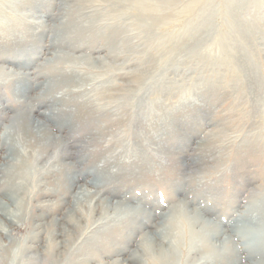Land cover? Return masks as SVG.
Masks as SVG:
<instances>
[{
  "label": "rangeland",
  "instance_id": "374dc122",
  "mask_svg": "<svg viewBox=\"0 0 264 264\" xmlns=\"http://www.w3.org/2000/svg\"><path fill=\"white\" fill-rule=\"evenodd\" d=\"M61 1L51 0L53 6L47 13L36 3L25 6L30 7L28 11L33 12L34 17L40 15L43 19L42 25L36 27L26 23L14 25L12 11L0 0V75L11 70L25 73L26 83L30 84L29 94L35 97L34 108L46 111L55 106L58 111L62 110L56 114L60 121L47 120V123L49 131L57 134L68 148V153L64 154L57 139L54 147L46 150L47 154L54 155V167L51 159L46 162L45 158L39 159L36 167V156L28 155L26 161L32 162V170L27 184L23 182L25 190L21 194L27 195L22 205L26 212L23 217L31 226L38 223L37 215L45 209L61 217L64 225L68 218L71 222L75 217H82L77 219L75 227L54 226L64 234L63 247L59 250L52 249L48 237L52 227L44 222H48L50 216L44 219L39 227V233L44 229L43 241L35 244L37 250L29 247L25 251L23 256L27 260L23 264H67L64 256L71 254L76 261L86 257L88 252L106 255L105 263L100 258L88 264H117L121 256L114 254L117 248L114 246L126 245L128 253L142 248L147 231L159 233V221L177 229L179 240L172 246L176 248L172 264H194L192 260L201 251L208 254L204 235L210 234L214 226L225 229L219 238L213 239L217 244L221 240L226 244L228 236L231 237L229 245L236 250L238 264H264V224L258 225L259 221H264V0H234L240 12V25H254L248 31L252 33L250 39L242 40L250 51V58L243 61L253 66L250 75L258 78L257 82H242L238 88H232L228 82L231 74H242L241 61L232 53H223L222 36L228 32L229 16L225 0H200L214 9L209 19L201 17L205 23L197 20L200 15L197 7L191 12L183 10L192 0H174L169 14L163 16L162 29L156 30L157 35L153 36L167 41L166 47L158 51L149 48V36L140 33L137 14L131 17L124 8L118 13L126 14L117 17L114 7L106 1L87 2L80 19L92 20L96 28L82 29L85 35L69 50L74 60L51 63L48 60L54 57L55 48V43L51 44L52 35L65 33L62 29L65 25H59L61 16L66 14L60 11ZM17 14L23 16L20 11ZM74 17L69 13L66 20H62L69 24ZM113 27H117V32L111 34ZM39 33L44 34L41 47L36 45ZM168 34L171 39L167 38ZM111 35H116L114 38L123 44L118 54L110 52ZM20 48L24 51L17 50ZM28 57V64H20ZM221 59L223 64L218 63ZM68 65L74 67L73 74L79 80L72 85L68 83L67 73H61ZM14 80L6 85L0 79V107H5V110L0 109V146L8 131H11L9 142L11 134L22 125L15 117L25 108L19 106L24 96L20 99L15 95L13 85L17 81ZM8 142L2 144L6 151ZM32 147L36 149L35 145L30 149ZM63 161L71 163L72 170L57 172L56 168ZM70 171L79 174L77 185L86 181L89 189L100 191L96 197L100 205L118 203L119 210H139L136 215L141 224L131 219L135 214L127 212L104 226L99 227L95 222V229L89 232L84 228H92L91 219L85 218L90 215L96 221L99 209L91 213L82 207V215L78 210L72 217L62 216L72 207L73 196L64 192L46 195L43 187H56L69 177ZM37 181L43 183L38 193ZM6 201L8 204V199ZM85 204L89 205L88 200ZM14 209L15 206H10V211L15 213ZM114 212L109 207L105 214L111 216ZM142 214H152L157 222L151 224ZM190 217L194 228L191 234ZM198 220L200 224H196ZM18 224L16 221L14 226ZM244 228L247 233L256 234L254 244L243 243L245 237H238ZM26 233L31 231L15 230L1 242L5 244L13 239L21 246ZM167 233H171L170 228ZM190 237L200 243L199 254L188 252ZM155 238L158 240V235ZM69 239L72 244L68 243ZM154 244L145 253L141 252L144 264H161L157 259L161 251L163 257H167L168 251ZM26 245H34V242L28 241ZM232 252V248L225 251L223 264H230L227 260L231 259Z\"/></svg>",
  "mask_w": 264,
  "mask_h": 264
},
{
  "label": "bare ground",
  "instance_id": "6f19581e",
  "mask_svg": "<svg viewBox=\"0 0 264 264\" xmlns=\"http://www.w3.org/2000/svg\"><path fill=\"white\" fill-rule=\"evenodd\" d=\"M4 1H5V3L2 2L1 4H3L5 8H9L12 11L11 14L14 15V18H15L14 25H16V26L19 25V23L20 24L26 23V24L31 25V26L36 25V27H40L43 23V21H42L43 19H40V17H39L40 15L37 14L38 17H34L35 16V15H33L34 13L28 11L30 7L25 8V6L26 7L29 5L31 6L32 3H36V4H38V6H40L39 8H41V11L46 12V13L49 11V8L50 7L52 8V6H53L52 5L53 3L51 4V0H4ZM90 1H97V0H62L61 1L60 5H59L60 11H61V13L66 12L67 15L65 14V16H61L60 21H59L60 22L59 25H60V27H62L61 23H63V26L65 25L64 28H62L65 30V33L56 32L55 35H52L51 44L55 43L54 44L55 48H54L53 53H52V55L54 54V57H50L48 62H51V63L61 62L62 63V62H66L67 60H74L73 59L74 57L70 53L69 50L77 45L78 41H76V40H79L80 37H83L85 35V32L82 29H84V28H86V29L91 28L92 29L94 27L96 28V26H97L96 23H94L90 19H85V20L80 19L81 18L80 13H82V11H83L82 10L83 5H85L87 2H90ZM103 1H106L107 3H109V5H112L110 7H112V8L114 7V10L116 11L115 16H117V17H120L123 14H126L124 11H123V14L118 13L119 11L123 10L124 8L128 9L131 17L136 16V14L138 15V20L140 23L139 30H140L141 34L144 33V34H147L149 36V41H150V42H148L149 48H152V49L158 51V49L161 50V48L166 47L167 41L166 42L162 41L160 38L158 39L156 36L153 38V36L157 35L158 31H156V30L162 29L163 20H164L163 16H167L169 14V12L171 11V9L174 5V0H103ZM192 1H190L191 3L188 2L187 4H185L183 7V10H186L187 12H191V11H193L194 7H197L196 10L200 14L199 15L200 19L198 18L197 20L201 23H203V22L205 23V20L202 21L201 17H203V19H204L205 16H207L209 19L212 16V12L214 11V9L211 10L210 5H209V7H207V5H208L207 3H206L207 5H205V3L203 5L200 2V0H194L193 3H192ZM229 1L230 0H225V2H224L226 4V8H227V6L229 7V11H228L229 16L226 20V26L228 27L227 28L228 32L222 36L223 37L222 38L223 39V46H224L223 47V51H224L223 53H225V54L227 52L232 53L236 60L241 61V65L243 67L242 74H238V73L231 74L230 78H229V82H228L232 88H238L240 83H242V82H245V81H248V83H250L251 81L257 82L256 79H258V78H254L255 77L254 74L250 75V73H251L250 71L252 70L253 66L249 65L248 63H245L243 61L244 59L250 58V54H249L250 51H249V48H247L245 46V44H243L242 40L243 39L244 40L250 39L249 37L251 36L252 33H248V31H249V29H253L254 25L252 26V25L248 24L245 26H241L240 23L242 21L239 18L238 13H240V12H239V8L236 6V1H234V0H233V2L232 1L229 2ZM213 4L214 3H212V6H213ZM39 8H38V10H40ZM21 10H24V12H21ZM19 11H20V13H22L23 16H21L20 14H17ZM94 12H96V11L94 10ZM0 13H1V8H0ZM69 13L71 15L73 14L75 17L68 24L67 22H64V21L66 20L65 17L68 16ZM67 19H69V18H67ZM87 23H89V26ZM101 23H103V22H101ZM116 28L113 27L114 31L111 32V34H114L117 32ZM31 31H28L29 34L31 33ZM32 32H34V31H32ZM120 32H122V31H120ZM169 34H168L167 38L171 39ZM38 36H39V39L37 40L36 45L38 47H41L42 46L41 40L44 37V34L39 33ZM115 36L111 35V37H109L110 42H109L108 46H109L110 52L112 54L113 53H115V54L120 53V51H122V48H123V44L119 43V41H117L114 38ZM26 37H29V35ZM56 40H57V42H56ZM36 45H34V47ZM132 46H133V44H132ZM34 47L30 46L29 48L33 49ZM65 48H67V49H65ZM17 50H19L20 52L24 51L21 48L17 49ZM11 57L16 59L15 56H11ZM5 58L7 60H10L8 56H6ZM223 59L218 61V63L223 64ZM25 62H27V64L30 62L29 57L26 58V60L24 62H20V64L25 63ZM74 72H75L74 67L72 65H68V67L66 69H62V72H61V73H67V77H70V81L68 82L70 85L77 83L79 81L78 77H76L73 74ZM215 72H216V70H215ZM27 78L28 77L25 73H22L19 71L14 72L12 70L10 72L6 71L5 73L0 75V79H3L4 80L3 82L6 85L11 83L10 80L15 79L14 81L15 82L17 81V84H14L15 82L13 81V84H14L13 87H14V90L16 91L15 95L20 99H21V96H24V98H22V100H19V106L25 107L23 109V111H20L19 113H17V116L15 117V119L19 120V123L22 124L21 128L18 127L17 130H15L14 133L11 134L12 137L10 138L9 142L7 141L8 140L7 138L9 136V134L11 133V131H8L6 134L7 137H5V139L3 140V142L1 143V146H0V264H23L24 261L27 260V258H24V256H23L25 251L29 247H32V248L34 247V250L35 249L37 250V248H36L37 245H35V244L36 243H39V244L42 243V241H43L42 240V233L44 231V229L42 228V230H40L42 232L39 233V227L43 225L42 221L44 219H46L47 217L50 216L49 217L50 220L48 222L47 221H44V222H46V226L52 227V231L50 232V235L48 237L51 239V240L50 239L49 240L51 241L53 250H55V249L59 250L61 247H63L64 239H61V237H63L64 234H61V229H64L65 226L67 227L68 225H70V226L76 225L77 219L79 220L80 218H82L81 216L77 217V219L75 217V219H73L71 222L69 221V218H68V221H66V225H64L65 223L60 221L61 217H56V215L54 214L55 212L52 213L49 209H45L43 212H41L37 215V219H39L37 224L31 226L28 224V222H25V219H24L25 216L24 215H26V212H25V210L22 209V205L27 200H25L26 194H21V193L24 192V190H25L23 188V182L27 184V180L31 176L30 174H31V170H32V168H31L32 162L26 161V160H28L27 159L28 155H31V157H34L33 155L36 156L35 166L39 164L38 161H39V159L42 160V158H45L46 162H48L49 159H51L50 162L52 163V159H54V155L51 153L47 154L46 150L48 148L50 149L51 147H54V144H55L54 140H57V139L59 141V146L60 147L62 146V148H64V150H65L64 154H66L65 153L66 151L68 153V148H67V146H65L66 144L63 141H60L61 139L58 137L57 134H54V133L49 131V129H48L49 124L47 123V120H55V121L59 120L60 121V119H58V117H56V114L61 113L62 110H59V111H61V112H59L57 109L58 107L56 108L55 106H50L46 111L45 110L40 111V110H38V108L37 109L34 108L33 100L35 99V97H33L34 95L32 93H31L32 95L29 94L30 84L26 83ZM254 88H256V86ZM67 91L70 92L71 90H67ZM186 91H187V89H186ZM0 109L5 110V107L2 105L0 107ZM25 118H26V120H25ZM20 120H22V121H20ZM19 126H20V124H19ZM60 127L63 128L64 126L60 125ZM23 128L27 129L26 133L19 130V129H23ZM27 136H29L31 139L30 138L28 139ZM7 142L9 144L7 146L8 150L6 151L5 148L2 146V144L5 145ZM38 144H40V145L38 146ZM31 145H35L36 149H35V147H32L30 149ZM57 147H58V144H57ZM9 149H10V152H9ZM57 150H58V148H57ZM66 157H67V155H66ZM54 166L52 163V167H54ZM72 168H73V166L71 165V163H64V161H63L59 165V167L56 168V171L59 172L61 169L72 170ZM78 175L74 174V172L70 171V173L68 175L69 177H67L63 181H61L57 185L58 187L57 186L56 187H53V186H51V187H45L44 186L43 187L42 186L43 183L40 181H37V183L35 184V187H37L36 193H38V191H40L39 189H41V187H43L44 189H46V195L49 193L51 194V193H60V192L69 193L70 195H72L73 196L72 207L70 206V209H68L69 211L64 212L62 214V216L70 215L72 217V214H76L78 210H79V214L82 215V214H84L82 211V207L86 208L91 213H93L95 210L97 212V210L99 209V217H97L96 221L93 220L94 218L92 216H90L89 214H88L89 216L87 215L88 217L85 218L86 220H88L89 218L91 219L92 228L90 229L91 226L89 228H87V227L84 228V230L88 229L89 232L93 231L95 229V226H94L95 222H96L97 226L99 225V227L104 226L105 224L109 223L113 219L118 220L121 215L125 216V214L127 212H132V214H135L134 216H130L131 219L132 218L134 220L136 219V222L141 224V221H138V219H137L136 213H138L139 210H137L136 208L133 210L127 209L125 211H122V210H119L120 209L119 207H118L119 209L117 208L118 203L114 206H111V205H104L103 206L102 204L100 205V203H97L96 197L100 193V191L94 190V189L93 190L89 189V186L87 187L86 181H85V184L77 185L79 182ZM95 183L93 182V184H95ZM7 188H10V191H7L6 190ZM16 191H18V193ZM62 198H64V197H62ZM2 199H4V200L2 201ZM6 199H8V201H9L8 204L6 203L7 202ZM94 199H95V201H94V203L92 202L93 203L92 204L91 201ZM87 200H88L89 205L86 206L85 201H87ZM69 202L70 201H67L66 203H69ZM62 203H64V202L62 201ZM10 206H13V207L15 206V209H14L16 211L15 213L13 211H10ZM46 206H47V204H46ZM109 207L115 211L114 214L111 216L105 214V212H107ZM86 214H87V212H86ZM151 215L152 214H147L145 216L142 214L141 216L149 219L148 221H150L151 224L152 223L154 224L155 222H157V219H155ZM16 221L19 222V224L14 226ZM189 221H190L189 231L191 234V232L194 230L193 218L190 217ZM161 222L162 221H159L157 223V227L160 228V230H161V228L163 230L165 229L166 230L165 233H162L159 230V233L156 231L155 233L153 232V234H151L149 231H147L144 234L145 240L142 241V243H141L142 248H136V249L134 248V249H132V251L130 250V252L128 253L127 252L128 246L126 247V245H124V246L123 245L122 246H117V245L114 246L113 245L114 247H117L113 250L114 254L121 256L120 258H118L116 260L117 264L119 262H120V264H131V262H132V264L133 263L134 264H140V261H143V264H144L143 257H141L142 256L141 252L145 253L147 248H153L151 246L155 245L154 243H156V245H159L160 247H162L163 249L168 251V255H166L167 256L166 258L163 257L164 256L163 251H161L162 252L161 255H159L157 257V259L160 261V263L161 264H172L174 262V258H175L174 254L176 253V248H174L172 246H173V244L177 243V241L179 240V236L177 235V229L175 226H171L169 223L168 224L167 223L162 224ZM197 223L200 224L199 220L196 222V224ZM262 223L264 224V221L261 220V221H259L258 225H260L262 227V225H261ZM55 225L56 226L59 225L61 229L56 230L54 228ZM168 228L171 229V233H167ZM22 229H28L29 231H31V233L25 234L24 239L21 242V246H20L19 241H16V240L14 241L13 239L10 242L5 243V244H3L1 242V240L3 238H6L7 236L8 237L11 236L15 230H22ZM34 230H35V232H34ZM246 231L247 230L244 228L243 232L238 234V237H240V238L245 237V239L242 240L243 243H253L254 244L255 243L254 238L256 237V234L250 233L251 234L250 235ZM224 232H225V229L223 227L220 228L218 226H216V227L214 226L211 228L210 234L204 235L206 240L208 241V245H207L208 248L206 250L208 254H204V252L202 254V251H201V253H200L201 255H200L199 254L200 243L198 244L197 241L195 242V240L190 237V245L188 248V252L189 253L194 252L195 254H199V256H197L194 260H192V263H194V264H209L211 262V264H213L217 260L218 264H223L226 261L225 260L226 254H224L225 251L232 248L233 252H232L231 259L228 258L229 260H227V261H229L230 264H238L239 258H237L236 254H234L236 252V250L233 248V246L229 245L231 242L230 236H228L229 240H228V242H226V244L223 240H221L218 244L215 242V240H213L214 238H217V237L219 238L221 236V234ZM148 234H150V235H148ZM155 235H158V240H156ZM201 236H203V233L201 235H199V237H201ZM57 238H59V241H57ZM28 241H31V242L33 241L34 245H29V246L26 245ZM71 242H72V240L70 241V239H69L68 243L72 244ZM93 244L95 245V242ZM151 244H153V245H151ZM98 245L99 244L96 243V246H98ZM209 247H210V249H209ZM150 250H152V249H150ZM4 255H6V256H4ZM97 255L98 254L94 255L91 252H88V255H86V257L75 261V260H73V257L70 254V255L64 256L63 260H65L67 264H72V262H74V264H88L92 260L94 261L97 259V261H98V259H100V258H102V262H104V263L106 262L103 260V259H105L106 255H98V256ZM131 256H134V258L132 259ZM231 260L233 262H231ZM174 264H177V263H174Z\"/></svg>",
  "mask_w": 264,
  "mask_h": 264
}]
</instances>
